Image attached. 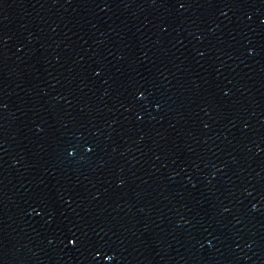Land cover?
<instances>
[{
  "label": "water",
  "instance_id": "obj_1",
  "mask_svg": "<svg viewBox=\"0 0 264 264\" xmlns=\"http://www.w3.org/2000/svg\"><path fill=\"white\" fill-rule=\"evenodd\" d=\"M0 264H264V0H0Z\"/></svg>",
  "mask_w": 264,
  "mask_h": 264
}]
</instances>
